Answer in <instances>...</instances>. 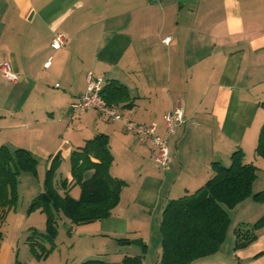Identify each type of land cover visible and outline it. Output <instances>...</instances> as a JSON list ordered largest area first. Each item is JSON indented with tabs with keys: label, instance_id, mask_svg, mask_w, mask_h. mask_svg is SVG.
I'll return each mask as SVG.
<instances>
[{
	"label": "crops",
	"instance_id": "1",
	"mask_svg": "<svg viewBox=\"0 0 264 264\" xmlns=\"http://www.w3.org/2000/svg\"><path fill=\"white\" fill-rule=\"evenodd\" d=\"M56 33L66 43L57 50L51 46ZM49 59L51 65L45 66ZM3 61L19 73L12 84L26 86L25 109L34 119L26 125L35 127L39 147L56 140L47 168L52 156L60 152L64 160L68 152L70 159L73 150L102 132L109 136L114 157L110 172L128 184L109 217L79 225L62 213L56 247L45 259L36 258L28 241L22 251L15 233L10 239L4 234L0 264L89 259L125 264V256L143 253L141 242L146 248L141 264H160L167 203L201 188L214 174L211 164L228 165L240 148L245 161L258 167L253 190L257 185L264 190V159L255 151L264 124V0H0ZM90 72L106 84L117 80L128 87L132 107L118 105L122 120L106 119L97 109L78 114L70 107L86 91ZM175 108L183 110L185 121L167 134L164 115ZM6 117L0 113V122ZM127 120L157 124L169 145L167 169L158 166L150 143L126 131ZM45 126L54 131L47 133ZM1 145L22 147L12 141ZM62 179L72 181L71 159L69 167L62 161L55 180L64 194ZM80 192L77 184L69 189L72 198ZM33 213L39 214V225L32 227L45 231L46 215L39 209ZM257 233L253 243L237 250L234 233L228 258L219 255L227 235L217 253L192 264H264V226ZM122 238L129 241L119 242Z\"/></svg>",
	"mask_w": 264,
	"mask_h": 264
},
{
	"label": "trees",
	"instance_id": "2",
	"mask_svg": "<svg viewBox=\"0 0 264 264\" xmlns=\"http://www.w3.org/2000/svg\"><path fill=\"white\" fill-rule=\"evenodd\" d=\"M100 93L107 106L122 104L123 107H132L128 87L117 80H109ZM260 105L264 108V101ZM258 138L255 151L264 159V124ZM70 159L72 181L68 183L67 179H62L60 183L65 189L64 194L55 181L63 161L59 152L50 158L43 181L44 189L35 195L27 209L29 214L39 209L46 215L45 231L32 227L26 238L36 258L45 259L54 251L62 213L72 224L79 225L109 217L128 184L110 172L114 157L106 133H97L87 139L83 147L72 151ZM38 164L39 160L30 150L0 145V222L18 202L21 173L37 175ZM211 166L214 174L201 188L190 195L172 199L165 206L160 226V264H192L195 260L217 253L232 223L229 210L249 197L254 201H264V190L255 193L253 190L258 167L245 161V152L241 148L233 151L228 165L214 161ZM90 171L92 173L88 174ZM73 184L80 185L79 198H72L69 194ZM263 226L264 216L251 225L243 223L234 228V248L242 249L253 243L257 239V231ZM2 238L0 229V244ZM118 240L129 241L128 238ZM141 243L143 253L125 256V264H141L146 250ZM16 264L23 263L16 260ZM79 264L110 263L104 259H89Z\"/></svg>",
	"mask_w": 264,
	"mask_h": 264
},
{
	"label": "rangeland",
	"instance_id": "3",
	"mask_svg": "<svg viewBox=\"0 0 264 264\" xmlns=\"http://www.w3.org/2000/svg\"><path fill=\"white\" fill-rule=\"evenodd\" d=\"M18 86L19 85L16 86V84L9 83L5 78H3L0 72V95L2 94V96H0V103L2 105L0 113L4 115L7 114L6 121L0 122V145L2 143L8 144L9 141H12L25 148L31 147L34 150L33 152L37 159L39 160L37 175H32L27 172L21 173L18 184V202L14 207H12L15 208V212L11 210L9 218L7 220L4 219L0 223L1 231L3 232V235L5 234V238L10 239L9 237H11V234L15 233V235H17L16 238L20 240L19 242L22 249L24 244L27 245L26 236L28 231L31 230L30 228H32V225H34V227L37 224L39 225V221L36 218V215L39 214H34L32 212L33 215L28 217L31 213H27V209L35 197L34 195L38 193L37 191L44 189L43 181L46 174L45 171L47 169L48 161L46 160V157L49 155V153L54 152V149L57 148H54L56 145V140H52V143H49L46 148L43 146L39 147L41 141L40 137H36L34 135L37 134L35 127L31 128L28 126V124L26 125L28 121L32 122L34 120L33 118H30V115L25 109L27 105V99L29 97L25 88L26 86H23L19 89ZM56 89L63 90L62 87H56ZM12 105H15L16 107H11ZM13 108H19L20 111L18 113L13 112ZM10 114L15 115L16 118L11 117ZM57 118L58 115H56V119ZM14 124H17L18 126ZM62 124L63 123L59 124L58 127H61ZM45 129L47 133H52L54 131V129L46 126ZM45 129L42 130L44 131ZM63 148H66V151H68L69 146H64ZM68 155L69 153L67 152L65 159L63 160V165L66 167L70 166V159ZM35 189L37 190L36 194H34ZM257 189L258 185L256 188H254V193L258 192ZM229 213L230 217H232V223L229 229L230 233L225 242L226 244H224L221 252H219V255L226 258H228V255L226 254V251L228 250V244L230 245L231 238L234 236L233 229L242 224L243 221L254 223L256 220L264 216V201H254L251 197H249L243 200L242 204L230 209ZM7 217L8 215H6V218ZM43 225L46 226L45 223ZM20 258L21 260L24 258L23 252L20 255Z\"/></svg>",
	"mask_w": 264,
	"mask_h": 264
},
{
	"label": "built area",
	"instance_id": "4",
	"mask_svg": "<svg viewBox=\"0 0 264 264\" xmlns=\"http://www.w3.org/2000/svg\"><path fill=\"white\" fill-rule=\"evenodd\" d=\"M169 37H166L165 41L168 42ZM53 49L62 48L65 43V36L62 33H56L51 41ZM52 63L51 59L47 60L45 66H50ZM0 71L2 72L3 78L9 83H16L19 78V73L13 71L11 64L8 61L0 63ZM88 86L83 95L73 102L70 107L78 114H82L88 109H97L106 119L122 120L118 106L109 105L107 106L102 98L101 90L106 84L104 78L95 76L92 72L87 77ZM165 123L168 129L167 134L174 133V127L184 123L185 115L181 108H175L172 111L167 112L165 115ZM126 131L133 134L142 143H147L152 146L155 150V160L160 168L167 169L168 163L171 159L169 145L165 136H161L158 133L157 124L152 122L148 125L141 123H134L127 120L125 122Z\"/></svg>",
	"mask_w": 264,
	"mask_h": 264
}]
</instances>
